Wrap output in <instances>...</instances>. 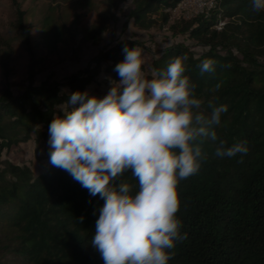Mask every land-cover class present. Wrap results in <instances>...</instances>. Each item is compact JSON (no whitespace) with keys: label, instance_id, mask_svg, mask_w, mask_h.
Wrapping results in <instances>:
<instances>
[{"label":"trees","instance_id":"16d2710c","mask_svg":"<svg viewBox=\"0 0 264 264\" xmlns=\"http://www.w3.org/2000/svg\"><path fill=\"white\" fill-rule=\"evenodd\" d=\"M120 1L102 0L105 11L100 20L82 29L85 38L99 40L106 18L113 17L110 8ZM176 1L130 0L125 16L143 28L158 19L164 24L169 19L167 8ZM81 3L88 7L90 0ZM16 11L11 26L32 54L35 44L52 48L72 35L85 16L47 4L40 18V37L32 43L26 11L17 5ZM219 20L224 22L217 27ZM167 28L173 35L194 39L200 48L172 41L150 59L151 70H164L174 58L187 54L185 75L196 85L200 111L210 115L209 105L228 106L221 125L215 127L218 140L202 144L207 158L199 171L178 184L176 215L187 238L176 243L168 264H264V11L254 12L251 0H216L206 15L174 18ZM125 45L143 47V41L117 37L61 81L45 79L28 82L16 93L7 87L0 91V154L31 138L42 141L44 159L41 170L33 172L25 164L0 158V257L8 254L4 259H15L17 264H104L91 245L104 200L50 164L48 129L55 116L64 115L71 93L85 91L101 69L119 77L114 68L124 60ZM5 49H11V42L0 34V50ZM206 59L215 62V71L201 74L199 65ZM219 140L228 147L246 141L248 152L217 157ZM121 179L136 190L138 182L130 171ZM0 264H4L1 258Z\"/></svg>","mask_w":264,"mask_h":264},{"label":"clouds","instance_id":"9594fccd","mask_svg":"<svg viewBox=\"0 0 264 264\" xmlns=\"http://www.w3.org/2000/svg\"><path fill=\"white\" fill-rule=\"evenodd\" d=\"M251 7L264 11V0H251ZM123 52L114 68L120 79L109 78L107 95L73 92L64 115L53 118L49 162L104 200L91 238L104 264H168L176 243L187 238L176 215L178 184L199 171L207 158L202 144L218 140L215 127L228 106L209 105L210 115L200 111L196 85L185 75L187 54L152 69L149 78L143 50L125 45ZM199 68L214 72L215 62L206 59ZM246 143L228 147L219 140L215 155L247 154ZM129 171L135 191L121 179Z\"/></svg>","mask_w":264,"mask_h":264},{"label":"rangeland","instance_id":"374dc122","mask_svg":"<svg viewBox=\"0 0 264 264\" xmlns=\"http://www.w3.org/2000/svg\"><path fill=\"white\" fill-rule=\"evenodd\" d=\"M84 0H0V34L9 39L11 49L0 50V91L7 87L13 93L28 82L39 83L42 80H57L69 72L81 68L90 63V58L100 48H105L119 37L138 38L143 41L142 46H136L143 50V71L151 74L150 59L166 44L172 41H184L192 50H197L200 45L194 39L171 34L167 28L168 23L176 16L169 11V19L161 24L158 19L148 28L139 27L126 18V12L130 6V0H122L115 8H110L113 17L106 18V28L100 32L99 40L92 42L85 38L82 29L87 28L94 20H100V14L105 11L102 0H90V5H82ZM47 4H59L67 12H84L82 21L72 35L58 41L54 47L48 48L39 44L33 46L34 53L27 51L11 26V21L16 16V5L25 10L24 21L30 25V39L32 43L40 37V18L46 10ZM109 78L118 81L111 72L100 70L85 86V91L90 95L107 94L111 83ZM42 141L35 143L31 138L19 141L11 145L7 150L3 149L0 158L17 164H25L33 172L41 170L44 159L42 158ZM8 254L0 257L4 264H17L15 259L6 260ZM21 264V263H20Z\"/></svg>","mask_w":264,"mask_h":264},{"label":"built area","instance_id":"2783aa9c","mask_svg":"<svg viewBox=\"0 0 264 264\" xmlns=\"http://www.w3.org/2000/svg\"><path fill=\"white\" fill-rule=\"evenodd\" d=\"M216 0H177L176 3L167 8L173 13L176 18H190L197 14L206 15L208 11L214 6ZM224 20H219L217 27H219Z\"/></svg>","mask_w":264,"mask_h":264}]
</instances>
